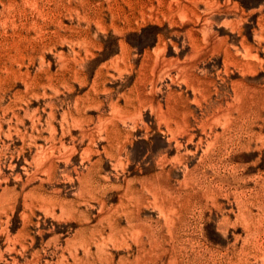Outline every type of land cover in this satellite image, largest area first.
I'll return each mask as SVG.
<instances>
[{"label": "rangeland", "instance_id": "obj_1", "mask_svg": "<svg viewBox=\"0 0 264 264\" xmlns=\"http://www.w3.org/2000/svg\"><path fill=\"white\" fill-rule=\"evenodd\" d=\"M0 264H264V0H0Z\"/></svg>", "mask_w": 264, "mask_h": 264}, {"label": "bare ground", "instance_id": "obj_2", "mask_svg": "<svg viewBox=\"0 0 264 264\" xmlns=\"http://www.w3.org/2000/svg\"><path fill=\"white\" fill-rule=\"evenodd\" d=\"M29 59H30V57H29ZM92 91H93V90H92ZM96 92H97V91H96ZM93 95H94V94H93ZM92 98H93V97H92ZM94 99H95V98H94ZM98 102H99V101H98ZM81 105H82V104H81ZM85 105H86V104H85ZM99 106H100V105H99ZM131 106H132V105H131ZM168 107H169V106H168ZM136 108H137V107H136ZM119 109H120V108H119ZM53 111H54V110H53ZM119 111H120V110H119ZM119 111H118V112H119ZM138 111H139V109H138ZM79 113H80V112H79ZM137 114H138V113H137ZM137 114H136V115H137ZM85 115H86V114H85ZM121 115H122V114H121ZM124 116H125V115H124ZM162 117H163V116H162ZM165 117H166V116H165ZM105 121H106V120H105ZM165 121H168V120H165ZM110 122H111V120H110ZM42 123H43V122H42ZM75 123H76V122H75ZM78 124H79V123H78ZM101 124H102V123H101ZM106 124H107V123H106ZM96 125H97V124H96ZM84 126H85V125H84ZM73 128H75V127H73ZM118 129H119V128H118ZM118 131H119V130H118ZM169 131H170V130H169ZM51 132H52V131H51ZM23 134H24V133H23ZM128 134H129V133H128ZM188 134H189V133H188ZM32 137H33V136H32ZM173 137H175V136H173ZM24 138H25V137H24ZM48 138H49V137H48ZM49 140H50V139H49ZM50 142H51V141H50ZM50 142H49V144H50ZM107 144H108V143H107ZM51 146H52V145H51ZM44 147H45V146H44ZM91 147H92V146H91ZM48 148H49V146H48ZM48 148H47V149H48ZM89 150H90V149H89ZM92 152H93V151H92ZM42 153H43V152H42ZM42 153H41V154L39 153V154L42 156V155H43ZM114 153H115V152H114ZM45 154H46V153H45ZM49 154H50V153H49ZM49 154H48V155H49ZM111 154H112V153H111ZM46 155H47V154H46ZM50 156H51V155H50ZM54 156H55V155H54ZM87 156H88V155H87ZM47 158H48V157H47ZM40 159H42V157H41V158L39 157V161H40ZM45 159H46V157H45ZM45 159H44V160H45ZM48 159H49V158H48ZM55 159H56V158H55ZM41 161H42V160H41ZM53 162H54V161H53ZM39 163H40V162H39ZM42 164H43V163H42ZM51 164H53V163H51ZM51 164L49 165V162H48V165H47V164L45 165V166H48V170H49V167H50V168L53 167V166H51ZM40 165H41V164H40ZM36 166H37V165H36ZM42 167H43V166H42ZM50 170H53V168L50 169ZM50 170H49V171H50ZM50 177H51V176H50ZM50 177H49V178H50ZM86 178H87V177H86Z\"/></svg>", "mask_w": 264, "mask_h": 264}]
</instances>
